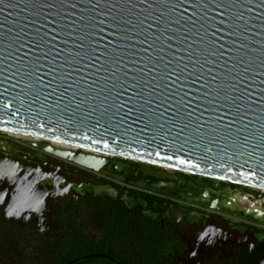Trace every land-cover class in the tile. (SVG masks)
Masks as SVG:
<instances>
[{
	"label": "water",
	"instance_id": "water-1",
	"mask_svg": "<svg viewBox=\"0 0 264 264\" xmlns=\"http://www.w3.org/2000/svg\"><path fill=\"white\" fill-rule=\"evenodd\" d=\"M1 131L264 188V0H0Z\"/></svg>",
	"mask_w": 264,
	"mask_h": 264
},
{
	"label": "flooded vegetation",
	"instance_id": "flooded-vegetation-1",
	"mask_svg": "<svg viewBox=\"0 0 264 264\" xmlns=\"http://www.w3.org/2000/svg\"><path fill=\"white\" fill-rule=\"evenodd\" d=\"M67 151L0 139V264H264L260 193Z\"/></svg>",
	"mask_w": 264,
	"mask_h": 264
},
{
	"label": "bare ground",
	"instance_id": "bare-ground-1",
	"mask_svg": "<svg viewBox=\"0 0 264 264\" xmlns=\"http://www.w3.org/2000/svg\"><path fill=\"white\" fill-rule=\"evenodd\" d=\"M2 133L12 137V138H16V139H25V140H29V141H33L36 143H39L41 141H44L43 139L39 138V137H35V136H31V135H25V134H21V133H14L11 131H1ZM49 143H51L53 146L55 147H60L62 149H68L69 151H76L79 149H82L85 153L97 156V157H110L113 156L112 153H108V152H103V151H99V150H94V149H89V148H83V147H78L76 145H72V144H67V143H63V142H59L56 140H48ZM166 169H169L168 167H164ZM184 171V170H183ZM186 172V171H184ZM254 189L260 190V191H264V188H255L252 187ZM232 201L234 203H237L238 205L247 208V212L250 213H256L258 217H264V209L260 204H249V202L247 201L246 198H242L241 196H235ZM233 203V204H234Z\"/></svg>",
	"mask_w": 264,
	"mask_h": 264
},
{
	"label": "rangeland",
	"instance_id": "rangeland-1",
	"mask_svg": "<svg viewBox=\"0 0 264 264\" xmlns=\"http://www.w3.org/2000/svg\"><path fill=\"white\" fill-rule=\"evenodd\" d=\"M0 139H3V140H10V141H13V142L29 141V140H25V139H16V138H12V137H10V136H8V135L2 133V132H0ZM110 157H112V156H110ZM182 173H183V172H182ZM216 182H219V181L216 180ZM216 182H215V183H216ZM216 185H217V183H216ZM245 188H246L245 186H241V185H240V186L236 189V191H237V192H240V193H243V192L246 191ZM247 188H248V187H247ZM249 189L254 190V191L260 193V194L264 197V191H260V190L253 189V188H249ZM259 204L261 205V203H259ZM263 209H264V208H263Z\"/></svg>",
	"mask_w": 264,
	"mask_h": 264
}]
</instances>
